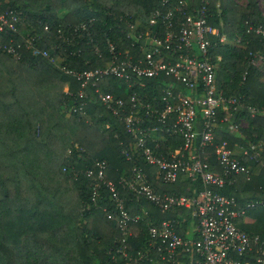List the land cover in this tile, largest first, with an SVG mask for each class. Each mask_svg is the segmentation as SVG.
<instances>
[{"label": "trees", "instance_id": "1", "mask_svg": "<svg viewBox=\"0 0 264 264\" xmlns=\"http://www.w3.org/2000/svg\"><path fill=\"white\" fill-rule=\"evenodd\" d=\"M158 4V0H0L1 8L26 15L20 28L41 36L35 41L39 51L46 49L59 58L54 62L34 48L24 49L20 58L0 50V264H124L118 252L124 237L121 216L105 185L108 181L116 185L125 208L140 215L127 227L132 231L126 240L129 253L136 255L148 247L151 222L179 219L176 226L186 234L189 209L161 212L123 187L120 179L129 177L136 165L147 172L159 192L192 196L202 184L187 177L164 183L138 154L130 150L127 159L123 151L133 138L121 115L95 92L98 88L122 97L129 108L133 93L142 102L160 98L171 79L160 75L145 78L141 87H129L106 75L88 84L87 95L81 96L80 83L61 69L105 67L111 56L108 42L122 53L140 54L139 43L132 45L134 39L128 36L129 23L145 31ZM193 4L198 5V0ZM261 8L259 0L245 4L210 0L208 23L217 29L210 35L217 89L240 98L244 106L218 110L219 125L207 153L215 170H220L216 147L223 141L233 149L258 153L257 160L244 159L253 170L250 179L237 175L219 190L234 196L240 205L254 203L246 210L250 222L240 220V226L264 239V82L253 61L264 54ZM83 23L86 29L73 31ZM181 89L189 92L184 86ZM248 106L257 112L251 115ZM242 118L247 121L244 127L238 124ZM156 137L160 152L181 144L176 135ZM98 160L106 161L103 180L97 178ZM95 190L99 195L93 201Z\"/></svg>", "mask_w": 264, "mask_h": 264}, {"label": "built area", "instance_id": "2", "mask_svg": "<svg viewBox=\"0 0 264 264\" xmlns=\"http://www.w3.org/2000/svg\"><path fill=\"white\" fill-rule=\"evenodd\" d=\"M158 1L145 31L139 30L135 23H129L128 36L134 39L132 45L139 43L140 54L122 53L115 44L108 42L111 56L105 67L82 71L61 67L80 83L81 96L87 95L84 89L88 84H95L106 75L129 87H141L145 78L160 75L171 79L162 89L160 98L142 102L133 93L129 108L125 106L124 98L95 89L98 99L121 115L133 138L130 147L123 151L127 159L131 158L130 150L138 154L147 165L155 168L156 177L164 183L187 177L202 184L192 196L159 192L151 184L147 172L136 165L129 177L120 179L123 187L130 188L138 199L149 200L161 212L176 207L189 209V222L194 231L192 236L187 233L183 236L176 226L179 219L151 222L147 229L148 247L133 255L127 251V236L132 234L127 227L140 215H132L125 208L112 181L105 182L121 216L124 237L118 252H121L124 264H264V239L240 226L247 208L254 203L240 205L234 196L219 190L237 175L250 179L253 170L246 160H257L258 153L244 147L233 149L223 141L216 147L220 170L213 169L208 159L207 150L219 125L218 110L244 106L240 98L226 96L217 89L215 66L210 56V35L216 34L217 30L208 23L210 0H198L196 6L193 0ZM23 23H26L23 12L0 7V50L20 58L24 49L34 48L35 52L58 62L56 59L59 58L51 56L48 50H38L35 41L41 36L34 30L20 28ZM79 27L86 29V24L74 26L73 31ZM43 29L48 31V25ZM181 86L189 92L185 93ZM78 108L80 110L82 106L74 107L73 111ZM247 108L251 115L257 112L255 107ZM157 134L160 139L165 135H176L181 138V144L174 150L160 152ZM95 166L97 178L103 180L106 161L98 160ZM91 174L87 172V175ZM98 195L95 190L92 200L96 201Z\"/></svg>", "mask_w": 264, "mask_h": 264}, {"label": "rangeland", "instance_id": "3", "mask_svg": "<svg viewBox=\"0 0 264 264\" xmlns=\"http://www.w3.org/2000/svg\"><path fill=\"white\" fill-rule=\"evenodd\" d=\"M253 61H254V64L258 66L262 74L261 80L264 82V54H259ZM239 125L243 127L246 126L247 125L246 119L244 118L240 119Z\"/></svg>", "mask_w": 264, "mask_h": 264}, {"label": "crops", "instance_id": "4", "mask_svg": "<svg viewBox=\"0 0 264 264\" xmlns=\"http://www.w3.org/2000/svg\"><path fill=\"white\" fill-rule=\"evenodd\" d=\"M237 2H239L240 4H245L247 2V0H236ZM262 1L263 0H259L260 4H261V9L264 11V6L262 4ZM217 30V29H216ZM223 40H226L225 37L222 38ZM242 222H250V218L246 215L242 220ZM187 235L188 236H192L194 231H193V226L190 224V222H188V225H187ZM183 264H186V263H183Z\"/></svg>", "mask_w": 264, "mask_h": 264}]
</instances>
